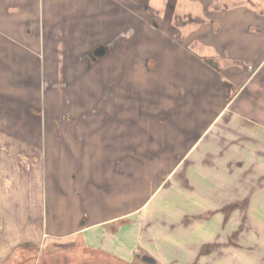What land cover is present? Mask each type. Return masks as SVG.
Listing matches in <instances>:
<instances>
[{
	"label": "crops",
	"instance_id": "crops-1",
	"mask_svg": "<svg viewBox=\"0 0 264 264\" xmlns=\"http://www.w3.org/2000/svg\"><path fill=\"white\" fill-rule=\"evenodd\" d=\"M227 1L233 0H0V263L27 243L77 241L91 259L128 264L147 253L166 262L169 253L159 252L158 248L167 244H154L152 234L149 236L154 240H146L144 220L157 218L160 213L161 223L173 222L179 228L175 231L180 232L179 218L191 221L210 213L215 218L211 220L215 231L219 232L225 221L228 224V217L234 215V200L264 199L263 110L253 112L241 107L228 111L224 123L208 111L194 114L201 122L195 135L201 137L194 144V160L190 162L170 160L168 153L153 144L148 149L151 158L122 159L123 151L137 154L138 133L133 128L124 132V112L120 107L116 111L114 105L121 104L120 97L106 101L104 95L98 96L101 109L93 117L98 126L94 131L76 121L79 116L84 120L85 113L70 111L63 117L42 111L43 89L46 94L47 89L58 88L57 84H50L52 78L49 81L46 75L52 67L47 56L44 58L43 40L51 39L58 27L53 25L59 19L72 38L80 27L84 33L100 35L99 30H105L102 26L110 22L109 17L114 21L130 12L146 22H159L161 33L171 39L176 35L170 31L173 18L205 17L206 21L192 19L176 30L178 39L183 38V48L205 56L207 52L186 40L204 35L206 44L212 45L211 40L221 36L214 34L213 27L227 24L223 20L227 13L223 3ZM153 17L157 22H152ZM110 103L113 108L107 107ZM52 119L61 120L58 128L56 124L48 127V120L51 123ZM69 122H73L71 128ZM208 131L209 138L201 142ZM153 133L152 128L149 134ZM49 138L52 143H48ZM123 140L128 141V148H123ZM222 152L224 155L219 157ZM207 153L216 154L210 157ZM182 165H187L185 174L181 172ZM174 177L178 178L176 183ZM139 182L150 185L149 194L138 196ZM165 182L172 185L164 187ZM163 188L170 190L169 196L164 195L169 191ZM166 197L177 199L178 203L166 204ZM138 200L145 202L139 205ZM170 210L175 214H168ZM49 214L55 219L48 221ZM245 214L249 216L250 210ZM168 229H162L167 231L165 236H173ZM224 230L232 232L234 227L229 224ZM211 238L204 241L211 242ZM187 240L183 237L179 245L186 247ZM175 245L169 243L167 248ZM192 251L191 247L189 252Z\"/></svg>",
	"mask_w": 264,
	"mask_h": 264
},
{
	"label": "rangeland",
	"instance_id": "rangeland-1",
	"mask_svg": "<svg viewBox=\"0 0 264 264\" xmlns=\"http://www.w3.org/2000/svg\"><path fill=\"white\" fill-rule=\"evenodd\" d=\"M223 4L227 9L223 20L227 24L213 27V31L216 30L214 34L221 36L212 39V45L206 44L204 35L196 40H186L196 49L207 52L205 56L188 52L182 47L183 38L180 37L181 40L177 36V31L192 19L206 21L205 17L191 18L188 15L190 20L183 19V16L179 20L173 18L172 26L175 29L170 28V31L176 35L171 39H166L161 33V25L156 18H151L153 23L157 22L152 24L130 12L123 13L122 18H115L114 21L109 17L110 22L102 26L105 30L100 29V35L84 33L80 27L72 38L59 19L57 25H53L58 27L51 39L43 40L44 58L47 56L52 67L46 75L49 81L52 78L50 84L55 83L58 88L47 89L46 94L43 89L42 111L63 117L70 111L85 113L84 120L79 116L81 119L76 121L84 122L82 127L94 131L98 126L93 117H97L94 114L101 109L98 96L104 95L106 101L120 97L121 104L114 105L116 111L120 107L124 112L121 119L123 130L126 132L127 128H133L138 133L137 154L133 151L125 154L123 151L122 159L151 158L148 149L149 144H153L161 152L168 153L170 160L193 161L194 144L201 137L195 135L201 122L194 114L208 111L217 117L216 120L224 123L226 112L240 110L241 107L253 112L263 110L264 113V0H233ZM224 33L228 35L223 36ZM245 34L249 36L248 39ZM101 43H108L110 51L100 60L92 62L87 58V52ZM48 50L50 55H47ZM106 105L113 108L111 103ZM63 121L66 125V120ZM60 122L58 119H52L51 123L48 120V127ZM106 122L113 121L106 119ZM72 123H68L70 128ZM152 128L154 133L150 135ZM209 134L208 131L201 142L206 141ZM48 143H52L50 138ZM131 143H134L133 137ZM127 144L128 141L123 140V148H128ZM207 154L212 157L216 153ZM223 155L224 152L219 157ZM187 165H182V174H185ZM177 180L174 177L173 182ZM171 185L165 182L164 187ZM149 186L148 183L139 182L138 196L149 194ZM131 189L133 191V187ZM165 191L169 192L164 195L169 196L170 190ZM164 200L170 205L178 203L177 199L168 197ZM141 202L145 201L138 200L139 205ZM122 204L126 206L124 199ZM233 205L234 215L228 217L226 225L224 219L223 229L219 232L215 231L216 226L211 221L215 218L210 213L191 221L185 217L179 218L180 232L175 231L179 228L173 226V222L161 223L163 217L160 213L157 218L144 220L142 225L146 240L152 239L149 236L152 234L154 244L161 246L165 243L168 247L169 243L175 242V248H158L159 252L163 250L169 253L166 262L145 253L136 262L128 264H264V232L261 231L264 229V199L234 200ZM248 209L249 216L245 214ZM173 210L168 214L174 215L177 211ZM51 219L55 217L49 214L48 221ZM172 220L174 217H171ZM229 224L233 225L234 231L224 230ZM166 226L169 227L168 234L172 232L173 236H165L167 231L162 229ZM162 234L164 237H161ZM183 237L191 239L185 242L184 248L179 245ZM210 237L211 242L204 241ZM191 247L193 253L189 252ZM93 259L87 258V249L79 241L49 245L27 243L14 249L8 259L0 264H91V261L114 264L106 259Z\"/></svg>",
	"mask_w": 264,
	"mask_h": 264
},
{
	"label": "flooded vegetation",
	"instance_id": "flooded-vegetation-1",
	"mask_svg": "<svg viewBox=\"0 0 264 264\" xmlns=\"http://www.w3.org/2000/svg\"><path fill=\"white\" fill-rule=\"evenodd\" d=\"M100 46H104L105 49H106V52L103 55H106L110 51V46H109L108 43H101V44L95 45L94 47H92L91 49H89L88 52H87V58L90 59L92 62L98 61V59L101 56H103V55L97 54V52H96L97 48L100 47Z\"/></svg>",
	"mask_w": 264,
	"mask_h": 264
},
{
	"label": "water",
	"instance_id": "water-1",
	"mask_svg": "<svg viewBox=\"0 0 264 264\" xmlns=\"http://www.w3.org/2000/svg\"><path fill=\"white\" fill-rule=\"evenodd\" d=\"M96 52H97V54H99V55H103V54H105L106 49H105L104 46H100V47L97 48Z\"/></svg>",
	"mask_w": 264,
	"mask_h": 264
},
{
	"label": "trees",
	"instance_id": "trees-1",
	"mask_svg": "<svg viewBox=\"0 0 264 264\" xmlns=\"http://www.w3.org/2000/svg\"><path fill=\"white\" fill-rule=\"evenodd\" d=\"M114 264H117V263H114Z\"/></svg>",
	"mask_w": 264,
	"mask_h": 264
}]
</instances>
